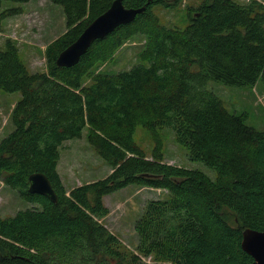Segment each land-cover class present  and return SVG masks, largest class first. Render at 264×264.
I'll return each instance as SVG.
<instances>
[{"label": "trees", "instance_id": "obj_1", "mask_svg": "<svg viewBox=\"0 0 264 264\" xmlns=\"http://www.w3.org/2000/svg\"><path fill=\"white\" fill-rule=\"evenodd\" d=\"M3 1L0 32L20 12L2 8ZM50 1L62 6L66 29L46 46L45 70L30 71L11 38L0 48V89L21 95L11 112L14 128L0 140V186L30 203L0 216V264H255L240 243L243 229L264 231V126L229 111L207 84L254 86L264 76V2L201 0L188 6L179 27L160 23L153 6L181 0H122L145 10L67 67L56 64L59 52L113 0ZM137 34L145 37L140 62L116 73L99 69ZM138 125L153 134L170 127L188 157L216 177L167 162L158 139L148 156L133 139ZM84 129L112 169L67 189L59 149ZM34 172L48 177L56 202L28 191ZM130 184L168 194L144 205L134 248L102 222L109 213L104 196Z\"/></svg>", "mask_w": 264, "mask_h": 264}, {"label": "rangeland", "instance_id": "obj_2", "mask_svg": "<svg viewBox=\"0 0 264 264\" xmlns=\"http://www.w3.org/2000/svg\"><path fill=\"white\" fill-rule=\"evenodd\" d=\"M200 1L181 0V3L172 8L155 5L153 13L166 26L184 27L187 24L188 6L197 5ZM16 6L20 7V12L4 20L3 31L0 32V48H3L6 38H11L17 45L20 58L30 71L45 70L46 46L66 29L62 6L50 0H28L24 3L5 0L2 8ZM144 46L145 37L137 34L125 41L99 69L106 73H116L130 68L140 62L139 53ZM207 87L223 100L229 111L244 113L247 124L257 128L264 126V76L259 77L254 86L226 85L211 80ZM20 96L18 91L0 89V140L14 128L11 112ZM156 134L138 125L133 139L148 156L152 154L158 139L167 162L198 169L211 179L216 177L215 170L210 166L201 160H191L188 157L187 149L176 141L170 127L159 129ZM87 135V129H84L81 137L65 140L59 149L58 170L67 189L103 178L111 172L112 168L95 151ZM166 197L168 194L165 189L127 185L104 196L109 213L102 222L125 246L134 248L138 243L134 223L142 214L144 205L150 199ZM29 206L30 203L16 189L7 185L0 186V216L12 215Z\"/></svg>", "mask_w": 264, "mask_h": 264}, {"label": "water", "instance_id": "obj_3", "mask_svg": "<svg viewBox=\"0 0 264 264\" xmlns=\"http://www.w3.org/2000/svg\"><path fill=\"white\" fill-rule=\"evenodd\" d=\"M145 7H125L122 0H113L109 7L92 19L78 37L59 52L56 58L58 66H72L77 63L95 39H102L120 24L132 21L144 11ZM28 191L46 195L57 201V195L48 177L42 172L29 175ZM241 248L251 255L255 264H264V231L245 228L242 231Z\"/></svg>", "mask_w": 264, "mask_h": 264}, {"label": "crops", "instance_id": "obj_4", "mask_svg": "<svg viewBox=\"0 0 264 264\" xmlns=\"http://www.w3.org/2000/svg\"><path fill=\"white\" fill-rule=\"evenodd\" d=\"M58 163H59V161H58ZM57 170H58V164H57ZM58 172H59V170H58ZM59 174H60V172H59ZM61 176V175H60Z\"/></svg>", "mask_w": 264, "mask_h": 264}]
</instances>
